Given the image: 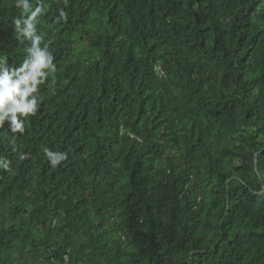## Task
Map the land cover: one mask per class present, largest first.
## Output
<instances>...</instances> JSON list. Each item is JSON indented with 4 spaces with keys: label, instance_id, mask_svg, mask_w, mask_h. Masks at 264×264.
<instances>
[{
    "label": "trees",
    "instance_id": "1",
    "mask_svg": "<svg viewBox=\"0 0 264 264\" xmlns=\"http://www.w3.org/2000/svg\"><path fill=\"white\" fill-rule=\"evenodd\" d=\"M39 6L57 70L16 151L0 129V264H264V0Z\"/></svg>",
    "mask_w": 264,
    "mask_h": 264
},
{
    "label": "clouds",
    "instance_id": "2",
    "mask_svg": "<svg viewBox=\"0 0 264 264\" xmlns=\"http://www.w3.org/2000/svg\"><path fill=\"white\" fill-rule=\"evenodd\" d=\"M41 2L42 0H37V6L34 8L32 0H15V7L21 10L20 15L12 21L15 38L30 43L24 48L25 56L16 67H12L7 59L0 57V129L8 123L13 134L10 141L13 151H16V134L24 133L26 118L38 111L40 86L57 70L49 44L45 42L42 46L45 34L38 31L37 27L38 17L43 11L39 6ZM67 19L68 14L61 9L56 22H67ZM43 152L52 168H56L67 158L66 152L53 151L47 147ZM19 158L25 159L26 154L19 153ZM9 166L10 161L0 156V168L8 169Z\"/></svg>",
    "mask_w": 264,
    "mask_h": 264
}]
</instances>
